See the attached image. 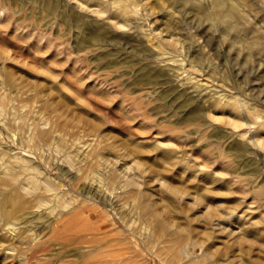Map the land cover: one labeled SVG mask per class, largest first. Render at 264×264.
<instances>
[{"label":"rangeland","instance_id":"1","mask_svg":"<svg viewBox=\"0 0 264 264\" xmlns=\"http://www.w3.org/2000/svg\"><path fill=\"white\" fill-rule=\"evenodd\" d=\"M91 1L0 0V60L13 58L27 83L0 116V176L4 165L15 167L0 178L1 224L39 219L36 199L54 192L60 201L91 198L109 234L121 230L113 237H128L119 241L131 251L137 240L119 211L132 204L124 185L132 179L161 210L176 190L173 228L197 242L187 257L157 256L156 245L141 244L137 264H264V131L256 130L260 146L250 127L264 122V0H226L241 42L211 0H144L135 23ZM93 28L100 40L80 46ZM141 29L156 36V48ZM7 96L0 87V99ZM39 120L57 133V152L42 151L34 139L30 127ZM216 212L223 225L242 219L263 236L253 232L251 243L210 228ZM33 231L41 238L28 253H46L36 255L38 264H78L79 245L66 246L48 228Z\"/></svg>","mask_w":264,"mask_h":264},{"label":"bare ground","instance_id":"2","mask_svg":"<svg viewBox=\"0 0 264 264\" xmlns=\"http://www.w3.org/2000/svg\"><path fill=\"white\" fill-rule=\"evenodd\" d=\"M211 1H212V5L216 8L215 16L222 21L223 26L226 30H234L237 41L241 42L242 38L240 36V32L237 29L236 24H234L232 20L233 16L230 11V8H228L226 5L228 4L226 3V0H211ZM91 2L88 3L90 4ZM100 2L105 6L109 7L110 9L114 10L115 12H117L119 15L128 18L127 20L133 19V23H135L134 20L136 21V19L138 18L136 16L139 15L137 14L138 12L137 6L138 5L145 6L144 0H110V1L100 0ZM90 6L88 4L87 5L83 4L81 5V8L87 11L93 10L92 8L90 9ZM203 18H205V15H203ZM139 19L141 20V16ZM95 31H96L95 29L89 30L86 37L78 41L79 45L86 46L89 43L94 44L91 41L97 42L98 40H100L99 33ZM140 31L145 43L149 46H152L153 48H156L154 47L155 45H158L157 43H155L156 36H151L148 33H146L145 30L142 29ZM157 33L158 32H156L154 35H156ZM157 37L162 38V35L160 36L158 35ZM166 41L168 43L175 45L173 39H167ZM159 55L164 56L163 52L162 54L160 53ZM12 62H13V58L11 57H5L2 61L0 60V87L9 90V92L12 94V96L9 97L7 96L4 99L5 101L0 99V116H3L6 113V108L4 107V104L5 103L13 104L14 101H17V96L21 94V92L25 91V87L27 84L25 83V74L23 73L22 67H18L17 65V69L14 70ZM12 107L14 108V105H12ZM233 108L237 109L235 105ZM20 122L24 125V122L22 121ZM46 123L39 120L36 123H32V127H30V129L32 131L34 139L37 141V144L41 145L40 147L41 150L45 152L47 151L48 153H54L57 152L56 148L53 145L54 140H57V138L59 137H57V133L54 130H52V128L50 129H47V127L45 128ZM250 125H251L250 127L254 128V135L252 138H254V136L256 137V130L257 132L264 131V122L258 123L257 121H251ZM259 139L262 138L256 137L255 140L253 139L254 140L253 143L261 146L260 142L262 141L259 142ZM262 145L264 146L263 142ZM14 163L19 164L20 160L15 159ZM65 165L68 166L67 170L69 172H74V174L75 173L77 174L78 172L77 169L73 166V164L70 161L65 160ZM22 166L23 165H18L17 167H22ZM3 168H4L3 170L4 172H1L2 175L0 176V178H7V175L10 177V175L15 171V167H12L10 165H4ZM74 174L73 176H75ZM124 185L127 186V188L130 190L133 196L132 198L133 200H131L132 202L131 204L130 202L128 201L124 202L121 198H119V200L121 199L122 203H126V202L130 203V204L126 203L127 206H129L128 208H125L121 212L119 211V216L122 218V220H124L125 224L123 223L124 224L123 226L129 227L131 230V234L135 236L137 240L136 243L132 242L135 245H134V249H132L131 251L127 250V247L124 246V243L126 242L119 241L121 239L126 240V238L128 237L120 238L118 241L116 237H113V235L119 230L113 231L115 233L112 235L109 234L110 230L108 229L106 223L102 222L100 215L98 214L97 206L93 201V199L82 198L81 200L78 201L74 200V202H69L70 199L69 200L65 199L67 201L65 200L60 201L58 194L54 192L52 196H41L39 199L37 198L36 200L38 201V203L35 200L37 205L32 203L36 205L37 208H42V210L40 209L41 211L44 210L43 216L39 215V219L35 221L26 219L27 222L21 220L20 221L21 224H19L20 227H17L16 225L19 223L18 220L23 218L14 217L13 219H11L12 222H14L12 223L10 220V222L13 225L10 224L9 222L6 223L7 225L1 224V222L4 221L0 220V236H2L6 241L4 245L1 244L0 246L1 248L0 260L3 261L5 264H12V263L14 264L15 261L17 262V264H38L36 262V258H37L36 255L38 254L45 255L46 253L45 251H43L45 250V248H41L42 253L39 250L38 251L32 250L30 253H28V251L31 250L30 243L33 240L35 241V238L37 236L39 237V239L41 238L40 233H38L37 235V232L34 233L33 230H43L45 228L46 229L48 228V230L52 231L53 234L55 232V234L58 235V239L63 240L64 243L68 242L69 244H65L66 246H69L74 242L75 244L74 248L75 247L77 248L78 245L80 248H83L80 250L78 249L77 251L79 252H76V254H78V256H76L78 264H137L135 252L138 251V249H141V244H144L147 248L150 249L155 247L156 245L157 248H159L157 252V256L158 255L162 256L167 252H177L180 253L182 256L185 257L189 256L188 249H186L187 246H190V244H195L197 242H195L193 238H190V236L185 232L183 228L177 226L173 228V224H172L173 219H171L176 209L175 203L177 199V191L171 188V190L169 191L170 192L169 204L166 206V208L161 207L162 210L164 209L162 211L160 207L158 208L157 206L158 203L156 201H153L151 198L145 196L146 192L144 193L143 191L137 190L136 182L134 180L128 179L124 183ZM99 187L101 186L99 185ZM125 192L123 190L122 193L126 194ZM85 193L88 194L89 191H86ZM95 196L97 197V195ZM99 196H103V195L99 194ZM107 202L109 203V201ZM34 205H32L31 207L32 208L35 207ZM114 205L115 204L110 206L113 207ZM117 205H120V208H123V205H121V203L119 204L117 203ZM37 211H39V209L35 211L37 214H39ZM27 213L29 212L27 211ZM164 214H166V216ZM40 216L42 217L40 218ZM14 219L15 221H13ZM224 221H226L225 218H222L220 213L216 212V213H211L208 222L210 228L212 229H217V230H221L222 232H226L228 235L234 236L236 239L239 240H243L251 243L253 242L252 236L250 234L255 232V230L251 225H249L250 223L246 224L245 221L243 222L239 221L234 225L233 224L230 225L232 226L230 228L227 227L226 225H223ZM15 222L18 223L16 224ZM13 226H16L18 229H22V231L20 230L21 232L18 231L15 233V227ZM48 233L50 234V232ZM255 233H257L259 236H263L261 232H255ZM55 234L53 236L51 233V235L56 238L57 236H55ZM59 235L61 238H59ZM117 235L118 234H116V236ZM2 240L1 242H3ZM259 245L262 246V243H259ZM35 249L38 248L36 247ZM17 250H25L27 255L24 256L23 254H17ZM145 262L147 261H144L141 264Z\"/></svg>","mask_w":264,"mask_h":264}]
</instances>
